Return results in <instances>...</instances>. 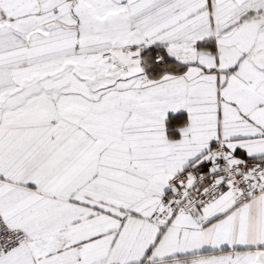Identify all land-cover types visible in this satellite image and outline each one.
I'll return each instance as SVG.
<instances>
[{"label": "snow or ice", "instance_id": "obj_1", "mask_svg": "<svg viewBox=\"0 0 264 264\" xmlns=\"http://www.w3.org/2000/svg\"><path fill=\"white\" fill-rule=\"evenodd\" d=\"M0 264H264V0H0Z\"/></svg>", "mask_w": 264, "mask_h": 264}]
</instances>
